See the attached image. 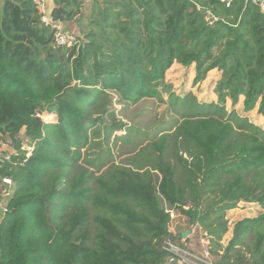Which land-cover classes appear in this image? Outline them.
<instances>
[{
  "label": "trees",
  "instance_id": "trees-1",
  "mask_svg": "<svg viewBox=\"0 0 264 264\" xmlns=\"http://www.w3.org/2000/svg\"><path fill=\"white\" fill-rule=\"evenodd\" d=\"M50 2L53 22L76 25V46H53L34 0L0 2V138L14 150L0 166V185L11 181L0 264H160L161 243L171 236L165 210L186 204L180 214L210 237L214 263L264 264V212L236 222L221 243L228 211L240 203L264 210V125L235 108L242 98V112L256 108L264 120L258 7L245 0ZM173 64L193 67L194 85L219 72L216 100L174 93L165 82ZM113 99L122 112L154 99L174 119L142 132L116 121ZM119 130L125 135L114 136ZM111 140L128 148L124 164H113Z\"/></svg>",
  "mask_w": 264,
  "mask_h": 264
},
{
  "label": "rangeland",
  "instance_id": "rangeland-1",
  "mask_svg": "<svg viewBox=\"0 0 264 264\" xmlns=\"http://www.w3.org/2000/svg\"><path fill=\"white\" fill-rule=\"evenodd\" d=\"M89 4H86V8ZM73 34H77V29L70 30ZM193 68L183 69L180 66L171 67L165 74V82L171 85L172 91L177 95L181 94L182 92H191L193 93L199 101H215L216 100V93H215V86L218 77L216 76V72L212 71L208 74V76L200 83L194 85L193 84ZM163 101L167 100V95L162 94ZM241 102L242 99L239 100L238 104L235 106L238 113L245 114L249 117L251 121H254L255 124L261 123L262 119L255 118L256 109L252 110L251 112L244 113L241 110ZM230 107V102L226 101V108ZM110 110L115 111L116 121H120L127 126H131L134 128L140 129L142 132L151 133L152 129L160 125L162 123L169 122L173 120V116L170 110V107L166 103L159 102L154 99L150 100H142L137 105L129 106L125 108L122 112V106L116 102V99H113V102L110 104ZM43 115L42 117H44ZM54 116H47L43 118V121H52ZM125 132L122 130L117 131L114 136H124ZM21 146L24 149L29 147L28 140L23 136V133H20ZM24 137V138H23ZM9 140L1 139L0 143L3 144V147L0 145V153L4 154H11L9 151L10 144L8 143ZM111 154L113 158V164H124L125 158L130 156L126 154L127 147H123L121 142H117L114 144V141L111 140ZM3 189L0 188V202H5L6 198L2 196ZM264 212L258 205L253 203H240L237 207L233 210H230L226 213V220H227V228L228 232L222 238L221 243L226 244L232 236V228L234 224L244 218H255L258 215ZM1 218V215H0ZM192 227V228H191ZM169 228L172 234L176 235L178 238L181 234H186L184 239L188 241L186 243L191 245L196 243V237L199 235L198 228L194 227L193 225L189 224L187 219L178 218L177 220L172 221L169 224ZM182 236V235H181ZM191 238H188V237ZM246 258H249L246 255Z\"/></svg>",
  "mask_w": 264,
  "mask_h": 264
},
{
  "label": "built area",
  "instance_id": "built-area-1",
  "mask_svg": "<svg viewBox=\"0 0 264 264\" xmlns=\"http://www.w3.org/2000/svg\"><path fill=\"white\" fill-rule=\"evenodd\" d=\"M93 0H83L84 4H88ZM250 2L251 4L258 7L261 13L264 15V0H245ZM38 14L40 16V21L45 25H50L52 28V43L55 47H73L78 44V40L76 34H73L71 31L65 29L63 25L59 22H53L50 18V13L46 7V0H34ZM228 6V4H226ZM205 21L208 24H211V15L210 13L205 10ZM49 116L55 117L54 114H50ZM42 119L44 117H41ZM24 149V148H23ZM28 153L26 156L29 155V151L31 150L30 147L25 149ZM10 154L0 153V166L6 160H8ZM1 188L2 196L5 198L9 194V189L11 186V181L7 178L1 179ZM182 210H189L191 208L190 204H186L179 207ZM178 209H171L165 210L168 214L170 223L178 218L184 219L185 217L180 214V210ZM6 213V206L5 203L0 202V215ZM186 219V218H185ZM198 228L199 235L196 237L197 242L191 245V242L186 243L184 242V237L180 235L178 238L176 235L172 234L171 236L166 237L162 243L161 247L162 250L166 253L165 258L160 264H216L214 263L211 255V243L210 237L199 227ZM192 228V227H191ZM188 238H191L190 236Z\"/></svg>",
  "mask_w": 264,
  "mask_h": 264
},
{
  "label": "crops",
  "instance_id": "crops-1",
  "mask_svg": "<svg viewBox=\"0 0 264 264\" xmlns=\"http://www.w3.org/2000/svg\"><path fill=\"white\" fill-rule=\"evenodd\" d=\"M0 2H2V0H0ZM46 7H47V10H48V12L50 13L51 12V9H52V3L50 2V0H46ZM63 27L65 28V29H67V30H71V29H74V28H76V25L74 24V22H70V23H67V24H63ZM175 65L177 66V64H173L172 65V68L173 67H175ZM179 66V65H178ZM191 68H193V67H191ZM212 71H215L216 72V76L219 78V72H217L216 70H212ZM212 71H210V72H212ZM209 72V73H210ZM208 73V74H209ZM193 75H194V72H193ZM208 76V75H207ZM206 76V77H207ZM218 80V79H217ZM242 99V98H241ZM256 109V108H255ZM257 119H261V118H257ZM263 120V119H262ZM260 125H264V120L261 122V123H259ZM1 139H5V138H0V141H1ZM6 140V139H5ZM7 140H9V139H7ZM8 143L11 145V141L9 140L8 141ZM0 145L3 147V144H1L0 143ZM9 151H11V154L12 153H14V150H13V147H12V145L10 146V148H9Z\"/></svg>",
  "mask_w": 264,
  "mask_h": 264
},
{
  "label": "water",
  "instance_id": "water-1",
  "mask_svg": "<svg viewBox=\"0 0 264 264\" xmlns=\"http://www.w3.org/2000/svg\"><path fill=\"white\" fill-rule=\"evenodd\" d=\"M185 235H186L185 233H184V234H182V237H185Z\"/></svg>",
  "mask_w": 264,
  "mask_h": 264
}]
</instances>
